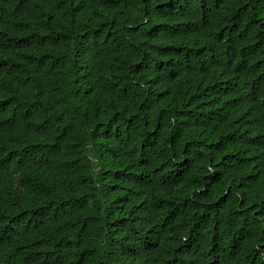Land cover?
<instances>
[{"label":"trees","instance_id":"16d2710c","mask_svg":"<svg viewBox=\"0 0 264 264\" xmlns=\"http://www.w3.org/2000/svg\"><path fill=\"white\" fill-rule=\"evenodd\" d=\"M0 264H264V0H0Z\"/></svg>","mask_w":264,"mask_h":264}]
</instances>
